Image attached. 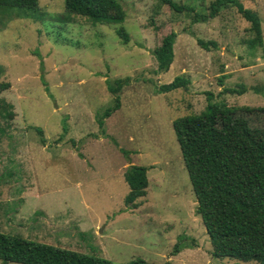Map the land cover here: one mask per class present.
<instances>
[{
    "label": "rangeland",
    "instance_id": "rangeland-1",
    "mask_svg": "<svg viewBox=\"0 0 264 264\" xmlns=\"http://www.w3.org/2000/svg\"><path fill=\"white\" fill-rule=\"evenodd\" d=\"M173 1L191 10L120 0L124 21L95 25L68 15L64 0L0 13V104L11 105L10 116L0 108L1 232L115 263L256 264L212 255L182 153L198 140L194 130L206 127L179 120L208 102L237 108L215 125L203 123L217 130L221 166L230 165L220 181L248 187L256 163L235 153L254 145L264 156V112L244 109L264 107V0H239L260 20L262 45L253 48L250 23L233 4L201 21L194 16L207 14L214 0ZM120 26L127 43L115 32ZM168 33L175 34L173 60L160 71L153 50ZM197 39L217 45L204 49ZM176 76L188 79L186 88L159 92ZM124 77L119 107L103 116L115 98L107 80ZM206 155L198 160L207 163ZM132 166L147 168V192L125 205L124 174ZM249 177L253 186L261 180Z\"/></svg>",
    "mask_w": 264,
    "mask_h": 264
},
{
    "label": "trees",
    "instance_id": "trees-1",
    "mask_svg": "<svg viewBox=\"0 0 264 264\" xmlns=\"http://www.w3.org/2000/svg\"><path fill=\"white\" fill-rule=\"evenodd\" d=\"M158 1L167 4L175 12L191 10L173 0ZM38 3V0H0V13L9 12L14 8L18 10L35 9ZM229 3L233 4L241 16L250 23L249 30L253 33V38L248 40L249 48L261 46L262 37L258 14L250 8H245L239 0H214L209 4L207 14H196L194 18L206 21L208 18L215 17L219 10ZM64 6L68 15H81L94 25L97 23L118 24L122 23L125 18V11L120 0H64ZM19 15L18 12L16 16ZM115 32L123 43L128 42L129 35L122 26ZM174 36V33L166 34L162 37L160 45L153 50L157 69L160 71L167 70L173 60ZM197 42L204 49H207L210 44L217 45L212 40L197 39ZM128 81V77L117 78L113 81L107 80V88L115 98L113 106L107 107L103 116H108L111 111L119 107L118 93ZM187 83V78L176 76L171 82L161 85L159 92H168L180 87L186 88ZM225 91L243 93L242 90L231 88L225 89ZM0 108L5 111L7 116L11 115L8 110L11 108L10 104L1 100ZM244 109L246 112H264V107H244ZM236 110L237 108L229 107L223 102H208L205 110L199 115L179 120L193 123L202 120L200 126L206 127L202 133L197 128L194 130L197 135L200 133L198 140L189 142V146H184L182 153L197 198L196 212L201 215L213 246L212 255L217 258L227 257L242 262L253 261L256 264H264V156L258 147L253 145L249 149L248 146H244L235 153L237 161H241V158L243 160L250 158L253 163H256L255 168L248 172V187L232 189L229 184L220 181L230 171L228 169L230 165L222 167L216 156L217 130H214L211 125H215L217 117L235 113ZM206 120L211 125L203 123ZM102 121L101 117L100 125H102ZM174 127L177 128L176 124ZM207 129H210V132L205 136L203 133ZM42 140L44 141V139ZM193 146L196 148V153L191 159L189 158L192 150L190 147ZM206 151L207 163L202 159L198 160ZM194 161H199V168L194 167ZM146 172L147 168L144 166H132L126 170L124 178L129 186V192L124 199L125 205H134L138 198L146 195L148 186ZM254 172L259 173L261 178V180H256L257 185L255 186H253L254 180L249 177ZM0 261L2 264L13 262L20 264H146L140 257H136L128 263H115L94 253L79 252L1 231Z\"/></svg>",
    "mask_w": 264,
    "mask_h": 264
}]
</instances>
